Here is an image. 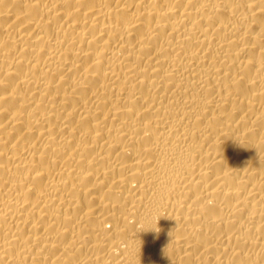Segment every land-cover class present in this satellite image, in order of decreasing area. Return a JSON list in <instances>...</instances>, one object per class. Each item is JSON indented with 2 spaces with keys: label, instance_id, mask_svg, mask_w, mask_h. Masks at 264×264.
Masks as SVG:
<instances>
[{
  "label": "bare ground",
  "instance_id": "bare-ground-1",
  "mask_svg": "<svg viewBox=\"0 0 264 264\" xmlns=\"http://www.w3.org/2000/svg\"><path fill=\"white\" fill-rule=\"evenodd\" d=\"M0 264H264V0H0Z\"/></svg>",
  "mask_w": 264,
  "mask_h": 264
}]
</instances>
